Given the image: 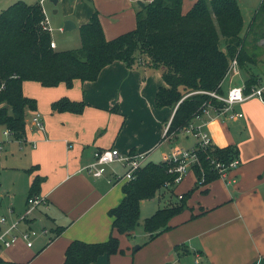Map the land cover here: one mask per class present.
I'll use <instances>...</instances> for the list:
<instances>
[{
    "label": "crops",
    "instance_id": "0c3cea01",
    "mask_svg": "<svg viewBox=\"0 0 264 264\" xmlns=\"http://www.w3.org/2000/svg\"><path fill=\"white\" fill-rule=\"evenodd\" d=\"M10 1L0 0V11L17 0ZM138 1L51 3L59 4L62 10L61 30L63 21L69 18L75 23L69 32L74 33L96 11L104 36L110 39L135 27V13L142 8ZM140 1L145 4L150 0ZM195 1L182 0V12ZM57 11L56 7L53 12ZM253 12H247L246 22L243 17V29ZM226 78L228 85L223 89ZM246 78V72L239 79L227 74L220 95L232 86L244 87ZM163 84L161 67L142 63L128 66L122 60L105 65L94 80L74 79L71 87L63 82L55 86H43L34 80L22 82L23 94L35 98L36 108L27 110L23 140L5 137L4 126H0V215H5L9 223L23 214L35 175L43 177L39 195L45 202L18 223L19 230L29 229L31 244L19 238L0 247V264H62L71 240L103 241L111 233L118 237L122 251L100 254L89 264H264V83L260 75L256 86L262 88V97L250 96L234 103L231 110L209 106L194 119L202 124L213 144L237 146V163L225 174L200 184L187 199V207L169 219L170 227L154 238L146 240L148 234L142 226L139 233L134 229L129 236L112 229L108 209L122 199L121 185L126 180H113L111 166L100 177L81 170L92 160L94 150H148V160L160 161L178 148H191L196 141L184 130L176 137H164L165 121L173 111L155 105L156 91ZM62 96L83 100L86 105L80 113L52 111L51 102ZM231 111L242 115L230 116ZM33 112L39 115L42 128L29 123ZM8 139L23 151L18 160L5 148ZM156 149L161 154L153 158ZM31 166L35 167L28 172ZM113 168L123 170L117 164ZM184 175L174 187L177 195L191 188L196 180L189 169ZM17 197L22 199L19 204ZM169 201L168 193L159 190L153 197L141 200L140 207L147 204L149 212H153ZM37 221L36 232L32 226ZM135 243L138 248H134Z\"/></svg>",
    "mask_w": 264,
    "mask_h": 264
},
{
    "label": "trees",
    "instance_id": "16d2710c",
    "mask_svg": "<svg viewBox=\"0 0 264 264\" xmlns=\"http://www.w3.org/2000/svg\"><path fill=\"white\" fill-rule=\"evenodd\" d=\"M181 4L182 0H150L136 11L133 29L110 39L105 38L94 11L78 27L79 46L62 50L50 47V31L41 25L44 13L40 2L17 0L9 4L0 11V125L8 128L14 139L25 138L26 113L36 108V100L23 94L24 80L38 81L43 86L63 82L71 87L74 79L94 80L105 65L115 60L128 66L142 63L162 68L164 84L156 91L155 105L173 111L165 121L169 123L164 137H176L209 106L223 107L224 102L210 92L223 94L221 83L233 60L246 73V63H254L246 45L248 39L255 42L264 36V0L256 6L243 33L238 0H196L186 12H182ZM249 71L245 93L259 80L255 71ZM85 105L83 100L62 96L50 107L52 111L80 113ZM195 155L197 160L188 169L196 180L180 195L173 191L178 182L173 163L147 160L133 178L123 182L122 199L108 209L112 229L129 236L139 224L141 200L164 190L170 196L169 203L142 222L148 234L146 240L154 238L170 227L169 219L187 207V199L200 184L230 168L229 163L238 158V148L211 142L195 148ZM34 167L27 171L32 172ZM42 180L39 175L33 177L28 196L39 194ZM120 251L119 239L113 233L103 241L73 239L66 246L62 264H89L100 254Z\"/></svg>",
    "mask_w": 264,
    "mask_h": 264
},
{
    "label": "built area",
    "instance_id": "2783aa9c",
    "mask_svg": "<svg viewBox=\"0 0 264 264\" xmlns=\"http://www.w3.org/2000/svg\"><path fill=\"white\" fill-rule=\"evenodd\" d=\"M41 25L44 29L50 31V26L48 25L45 15L41 20ZM50 47L55 48L54 40H50ZM231 63L236 64V61L233 60ZM210 94L224 102L223 110H231L234 103L241 102L250 96L257 95L262 97V88L258 86H251L250 92L246 94L242 85H235L230 87L225 95H220L215 92H210ZM206 110L207 109L204 111L206 112ZM234 115L241 116L242 114L240 112L237 113L231 111L230 116ZM198 117L199 116H196L195 118ZM29 123L34 125L36 128H42L43 126L39 115L35 112L32 113ZM168 123L166 124L165 131ZM201 127L202 124H198V122L194 121L189 124L188 127L183 129L185 132L192 134L196 138V141L191 148H178L176 151H172L164 157V160H169L173 163L172 169L178 172L175 181H179L188 169L189 165L197 160L195 148L198 146L205 147L211 143L208 133L202 130ZM2 133L5 137H11V133L6 127L2 130ZM2 149L3 141L0 140V154ZM148 153V150L134 152L128 151L126 153H122L114 147L96 149L93 152L92 160L83 165L81 170L88 172L94 177H100L104 175L108 170V167L111 166L113 180H130L136 175V171L147 162ZM236 163L237 160H233L229 163V166H234ZM113 164L120 165L123 167V170L119 172L113 168ZM225 173L226 170L224 169L221 175ZM44 202L45 199L39 194L28 196L26 199V208L23 214H21L18 218L8 223L6 216L0 215V247L9 246L19 238H23L27 245L31 244L29 239V229L19 230L18 223L27 219L28 216L32 214L33 210L38 205L44 204Z\"/></svg>",
    "mask_w": 264,
    "mask_h": 264
},
{
    "label": "rangeland",
    "instance_id": "374dc122",
    "mask_svg": "<svg viewBox=\"0 0 264 264\" xmlns=\"http://www.w3.org/2000/svg\"><path fill=\"white\" fill-rule=\"evenodd\" d=\"M15 0H11L8 3H11ZM22 1H27V3H31L34 1H39L42 3L43 8H44V12H45V17L47 18V22L48 25L50 26V33H51V38L56 41L57 43V49H65V48H73L79 45V40H80V35H79V31L75 30L72 31L74 33H70L69 31H62L59 27V21L62 15V10L58 5H53L51 3V1L49 0H22ZM241 3V11H242V16L244 17V20L246 22V18L247 16V12L249 11H254V9L256 8V6L258 5V3L260 2V0H240L239 1ZM7 6V4H5ZM253 6V7H252ZM58 9L57 12H53L54 9ZM244 28V27H243ZM243 30L241 31V33H243ZM223 42V41H222ZM221 42V47L224 46V44ZM248 44L246 45V48L248 49V51L250 53H252L253 60L254 63H246V67L247 69H251L254 70V68L256 69V72L260 75V79L261 81L264 83V36H262L260 39H258L255 42H251V38L248 39ZM247 71L246 76H248L250 71ZM260 70V72H259ZM228 75H234V78L239 79V77H242L244 75V72L240 70V68L236 65L231 63L230 64V69L228 72ZM228 85V78H226L222 84V88L226 89ZM3 126V125H0ZM3 128V127H2ZM191 141V138L189 137V142ZM5 148L9 150L8 154L13 153V156L15 157V159H19V155L23 156L21 150L18 149V145L11 141L10 139L5 141ZM12 151V152H11ZM160 149H156L154 154H153V158L154 157H160ZM121 171V170H119ZM185 176V175H184ZM185 178V177H184ZM3 197V196H2ZM16 202L19 204L20 202H22V199H20V197L16 198ZM3 203L6 205V200L3 199ZM156 209V208H155ZM150 210H148L147 204H144L143 206L140 207V218L144 219V217H148L150 216L152 213L155 212V210L153 212H149ZM39 221L36 222V224L34 226H32L33 230H35L37 232V229L39 228L38 226ZM142 222L140 223L139 221V225L136 226V232L139 233V229L142 228ZM137 235V234H136ZM135 235V237H137ZM137 244V243H135Z\"/></svg>",
    "mask_w": 264,
    "mask_h": 264
},
{
    "label": "water",
    "instance_id": "95a60500",
    "mask_svg": "<svg viewBox=\"0 0 264 264\" xmlns=\"http://www.w3.org/2000/svg\"><path fill=\"white\" fill-rule=\"evenodd\" d=\"M50 1H52L53 3L57 2V0H50ZM138 4H140V6L144 5L140 0L138 1ZM74 27H75V23L69 18L65 19L62 23V31H69ZM138 247L139 245L135 244L134 248H138Z\"/></svg>",
    "mask_w": 264,
    "mask_h": 264
}]
</instances>
